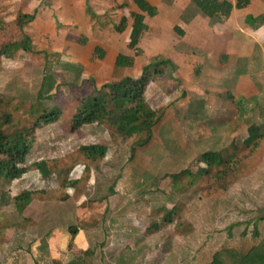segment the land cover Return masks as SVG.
Returning <instances> with one entry per match:
<instances>
[{"label":"rangeland","instance_id":"obj_1","mask_svg":"<svg viewBox=\"0 0 264 264\" xmlns=\"http://www.w3.org/2000/svg\"><path fill=\"white\" fill-rule=\"evenodd\" d=\"M132 8L131 0H0V23L11 25L24 14H40L24 27L32 52L14 44L0 57V113H10L19 128L29 127L43 106L61 110L57 122L35 130L26 173L15 180L0 179V264H67L83 252L67 240L69 230L78 228L104 232L94 237L99 244L104 238L103 248L98 249V243L87 248L90 255L84 264L113 262L117 252L104 248L110 240L105 232L117 227L136 226V238L149 242L143 264H154L162 255L168 258L166 264H208L220 249L246 253L257 244L255 223L264 216V140L252 151L242 141L252 122L264 121V105L256 106L248 123L240 120L226 99V75L187 34L180 38L170 25L160 31L165 42L161 49L179 62L186 54L200 75L190 77L183 67L172 79L149 83L145 100L163 118L146 145L135 144L139 137L116 136L106 124L70 130L78 98L94 89L89 79L99 74L97 87L112 80L105 65L90 60L92 47L102 43L109 48L111 24L118 22L114 15H128ZM148 22L151 28L156 24L154 19ZM14 31L0 32V45L12 39ZM88 31L86 38L83 32ZM142 43L152 45L141 42L142 50ZM151 47L145 48L150 55ZM146 56L138 58L134 73L141 63L150 62ZM48 73L54 89L48 98L38 99ZM247 86L235 84L230 92L250 95L253 89ZM201 97L206 117H188V102ZM90 145L104 146V157L87 159L79 147ZM211 150L240 160L227 190L201 177L192 163ZM40 161L48 166L47 177L34 165ZM23 191L31 193V201L18 212L13 198Z\"/></svg>","mask_w":264,"mask_h":264},{"label":"trees","instance_id":"obj_2","mask_svg":"<svg viewBox=\"0 0 264 264\" xmlns=\"http://www.w3.org/2000/svg\"><path fill=\"white\" fill-rule=\"evenodd\" d=\"M248 2L249 0H236L235 8L241 9ZM133 3L139 12L130 15L128 49L133 52L134 56H138L140 54L139 41L148 30L145 17L153 18L158 11L148 0H133ZM191 6L210 20L227 18L233 9V5L225 0H191ZM38 15L40 14L34 11L32 14L22 15L11 25L0 23L1 33L10 32L11 29L15 30L12 39L0 45V57L5 55L14 44L23 52H32V44L29 37L24 33V27L29 22L34 21ZM128 25V19L122 17L118 24L113 26V30L115 33L121 34ZM94 55L100 60L104 58V53L99 47L95 48ZM132 65L133 58L123 55H118L114 62L116 68H130ZM176 71L177 67L172 61L163 56L155 55L148 64L141 68L140 75L136 78L124 77L118 81L104 83L100 87L96 86L94 79H89V83L94 89L78 98L71 115L70 130L75 132L83 126L106 124L116 136L122 139L139 137L135 144L138 146L146 145L151 139L152 128L163 118L162 112L157 113L152 110L146 102L144 97L146 88L149 83L157 79H172L173 73ZM190 71L191 75L194 76L200 74V70L193 69ZM54 86L53 76L49 73L46 74L42 80L43 90L38 93L37 98H48ZM182 95L186 96L185 91L182 92ZM226 99L235 106V112L240 120H246L248 123L249 117L255 114L256 106H252V98L236 97L229 93ZM41 109L29 127L19 128L14 126L10 113H0V179L15 180L26 173L25 159L31 149L35 130L41 126L57 122L61 115V110L56 107L47 109L43 106ZM204 109L203 97L200 99L192 98L188 102L186 115L188 117L193 115L196 119H202L206 117ZM263 113L264 109H262ZM257 122L259 124L252 122L248 126L246 137L242 141V145L250 148L251 151L256 149L258 144L264 140V129L262 128L264 121ZM79 151L90 160L104 157L106 154V148L100 145L82 146L79 147ZM192 163L197 167V173L214 184L219 190H227L240 169L239 159L233 155L224 158L220 150L203 152ZM34 165L43 177L50 174L45 162L40 161ZM200 165H204V168H200ZM181 174H189V171H183ZM72 185L74 184L72 183ZM30 201L31 193L28 191H23L13 198L14 206L18 212H22ZM165 219L167 222L170 221ZM69 235L71 238L74 237L76 235L75 230H69ZM71 245L72 242L69 243V246ZM89 253L88 251L77 252L78 258L67 264H84L85 256H88ZM208 264H264V239L253 245L246 253L233 249H220L213 254Z\"/></svg>","mask_w":264,"mask_h":264},{"label":"crops","instance_id":"obj_3","mask_svg":"<svg viewBox=\"0 0 264 264\" xmlns=\"http://www.w3.org/2000/svg\"><path fill=\"white\" fill-rule=\"evenodd\" d=\"M148 1L157 8L158 13L153 18L145 17V24L148 30L142 35L139 41L138 49L140 50V54L138 56H134L133 52L128 49L131 22L130 15L139 12L133 0H131L133 8L128 15H114L115 18L118 19V22L122 17L128 19L129 25L125 31L121 34L115 33L113 26L117 25L118 22L114 21L111 24L113 36L106 40L109 44V48H106V45L102 43H97L92 47L89 56L90 60L95 63H101L95 65H105L106 70L109 71L107 74H110L112 78V80H104L102 84L118 81L124 77H138L141 68L148 64L149 61L141 63L140 70L136 73L133 71L136 70L138 65V58L147 57L146 55H149L148 57L151 56L150 58H153L155 55L163 56L176 65L177 71L185 67L186 70L188 69V76L198 77L200 74L198 76L191 75L190 70H192V66L190 65L192 62H189V57L186 54L181 57V61L179 62L175 57L166 56V53L161 49L165 47V42L164 39L162 40L160 31H167L168 27L172 25L174 33L180 38L187 34V38L194 44L193 46L198 47V44L202 46V49L207 53L208 59L220 67L222 75H226V77L222 79V83L225 89L228 90L226 91L228 94L232 91L231 86L234 88L235 84H239V86L242 84L248 85L252 87L253 93L237 97L252 98L251 101L255 106L260 107L264 105V89L262 86V84L264 85V0H249L241 9L235 8L236 0H225L233 5L230 15L224 19L216 18L213 20L203 16L194 7H190L191 0ZM186 8L189 10L188 14H186ZM148 19H154V22L156 20V26L154 25L153 28H151ZM156 28L157 30H153ZM83 34L86 38L90 37L89 31L83 32ZM77 42H80V40H77ZM141 42L152 44L151 46L153 47L145 46L142 43L145 48L151 47L153 52L152 55H150L145 48L142 50ZM96 47H99L104 53V58L101 60L94 55ZM186 50L189 52L190 49L187 48ZM118 55L132 57L133 65L130 68H116L114 62ZM102 70L105 69L103 68ZM98 77L99 74L93 77L95 83ZM263 221L264 219L261 217L258 219L257 224L255 223L254 235L257 238V243L264 239ZM108 230L109 232L106 231L107 233L105 232V234H109L110 240L105 243L104 248L108 249L114 247L112 248L113 251L117 252L116 255L113 256V262H110L111 264H143L145 259H147L146 257H149L147 256L149 250V244L147 243L149 242H144L141 241L140 238H136L140 236V231L137 230L136 226L117 227V229L112 230L109 228ZM95 236L102 237L104 236V232L98 229L91 232L88 231L87 228H78L76 235L73 237L74 239L68 237L67 240H69L68 244L70 242L73 244L74 241L77 248L82 251H86L91 245L94 246L92 248H96V243H98V249H102L104 238H102V242L99 244L97 240H94ZM167 261L168 258L162 255L157 256L153 263L166 264ZM179 262L182 263V260L180 259ZM192 263L191 260L188 264Z\"/></svg>","mask_w":264,"mask_h":264}]
</instances>
